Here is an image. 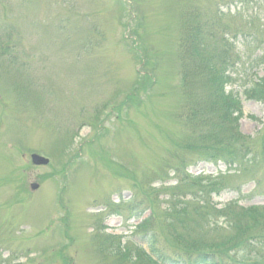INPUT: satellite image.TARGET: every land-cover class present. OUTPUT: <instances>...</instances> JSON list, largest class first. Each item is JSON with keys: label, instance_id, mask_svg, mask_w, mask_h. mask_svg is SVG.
Returning <instances> with one entry per match:
<instances>
[{"label": "rangeland", "instance_id": "rangeland-1", "mask_svg": "<svg viewBox=\"0 0 264 264\" xmlns=\"http://www.w3.org/2000/svg\"><path fill=\"white\" fill-rule=\"evenodd\" d=\"M251 1L0 0V264H162L180 234L207 235L190 207L204 212L208 198L218 211L237 199L264 206V172L196 158L193 148L224 130L192 119L208 103L198 67L229 42L240 60L228 90L264 75V0ZM242 106L233 120L259 142L264 103L243 97ZM33 153L50 164L35 165ZM177 157H188L179 176L190 183L170 170ZM206 180L225 188L195 198ZM161 192L184 197L185 228L170 211L168 223L160 217ZM239 259L264 263L263 254Z\"/></svg>", "mask_w": 264, "mask_h": 264}, {"label": "trees", "instance_id": "trees-1", "mask_svg": "<svg viewBox=\"0 0 264 264\" xmlns=\"http://www.w3.org/2000/svg\"><path fill=\"white\" fill-rule=\"evenodd\" d=\"M256 5H258V2ZM250 6H253V4ZM198 28L199 33H201L200 25H198ZM200 38L201 36L198 34L194 40L198 47L195 50L200 51L197 56H200L202 51L205 52L207 48L206 44L202 43L206 40H200ZM232 50L231 44L228 42L225 47L214 52L213 58L207 60L206 66L198 67L199 72L207 74V76L205 75L206 83L203 86L205 85L204 88L207 89L205 97L208 103L207 109L205 111L202 110L198 117H196L197 115L193 110L194 116L192 119H198L197 121L202 119L203 124L207 125L208 128H212L220 122L224 130L221 135L217 133L212 135V131H209L208 138L206 137L207 132H205L207 139L195 141L194 143L197 145L194 144L193 148H195V153L199 154V157L196 158L214 163L223 161L230 166L236 164L243 171L259 174L264 172V137H261L258 142L252 137L242 136L238 131L236 121L233 120V115L239 116L243 113L242 95L248 100L264 103V75L255 77L252 83L245 87V90L237 91L232 88L228 90V85L234 82L232 73L235 62L240 60L239 56L233 55ZM256 65L258 66L257 63ZM135 94L136 90H133L127 99ZM115 111L117 116H120L121 109ZM94 126L99 129L97 124ZM177 158L178 163L170 165V169L176 174L175 177L179 184L190 183L187 176H179L182 173V163L188 161V157H185L183 161H181L183 157ZM259 178L261 180L256 179L257 186H260L261 181H263L262 177ZM205 182L207 183L206 187L204 189L201 188V195H197L195 198L199 199L201 197L205 200V192L208 191L210 193L217 190V188L218 190L222 188L221 183L217 181L206 180ZM194 183L195 181L192 182V185ZM161 193L164 197L161 202L164 209L160 213V217H164V213L170 211L171 216L178 215V227L181 229L185 228V222L178 214L179 208L176 209L179 205L181 209L184 207V197L174 193ZM207 200L210 201L211 199L208 198ZM203 203L208 206V209L204 212L199 210L196 205L192 206V208L190 207L189 211L192 212L193 209L194 214H203L201 218L204 219L206 224V237L200 238L193 234L186 236L180 234L178 238L181 245L171 246L170 254L164 255L165 264L168 263L167 261L173 264H260L239 259V256H249L252 253L263 254L264 256V206L255 207L247 211L229 205L223 211H217L212 202L203 201ZM211 204L213 208L210 207ZM158 208L159 205L154 207V209ZM156 211L153 210V213H156ZM219 216L224 217L221 223L217 220ZM164 220L168 223L165 217ZM198 222L190 223L195 225ZM192 230L190 229V232ZM244 248H249L250 250H244Z\"/></svg>", "mask_w": 264, "mask_h": 264}, {"label": "water", "instance_id": "water-1", "mask_svg": "<svg viewBox=\"0 0 264 264\" xmlns=\"http://www.w3.org/2000/svg\"><path fill=\"white\" fill-rule=\"evenodd\" d=\"M0 96H1V95H0ZM32 159H33V162H34L35 164H47V163H48V160H47V159H45V158H43V157H41V156H39V155H36V154H34V155L32 156ZM32 187H33V188H37L38 185H37V184H32Z\"/></svg>", "mask_w": 264, "mask_h": 264}]
</instances>
